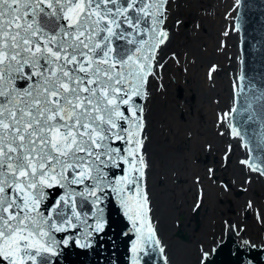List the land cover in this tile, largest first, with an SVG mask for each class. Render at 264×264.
Instances as JSON below:
<instances>
[{
  "label": "snow or ice",
  "instance_id": "6c2138e0",
  "mask_svg": "<svg viewBox=\"0 0 264 264\" xmlns=\"http://www.w3.org/2000/svg\"><path fill=\"white\" fill-rule=\"evenodd\" d=\"M167 4L0 0V264H54L71 239L56 234L102 232L111 197L137 233L132 264L160 244L137 99L168 40Z\"/></svg>",
  "mask_w": 264,
  "mask_h": 264
},
{
  "label": "rangeland",
  "instance_id": "374dc122",
  "mask_svg": "<svg viewBox=\"0 0 264 264\" xmlns=\"http://www.w3.org/2000/svg\"><path fill=\"white\" fill-rule=\"evenodd\" d=\"M173 1L144 109L145 187L169 264H200L228 223L246 240L262 238L264 179L242 163L245 149L227 124L240 65L236 14L232 26L216 25L219 0Z\"/></svg>",
  "mask_w": 264,
  "mask_h": 264
},
{
  "label": "water",
  "instance_id": "95a60500",
  "mask_svg": "<svg viewBox=\"0 0 264 264\" xmlns=\"http://www.w3.org/2000/svg\"><path fill=\"white\" fill-rule=\"evenodd\" d=\"M235 27L240 37V65L227 124L231 136L240 138L242 147L246 150V157L242 160L247 161L248 166L252 163L264 167V0H238ZM165 30L169 39V29ZM146 97L137 99V103L143 108ZM233 127L239 130V136L232 134ZM256 172L264 178L259 171ZM146 173L147 168L143 178L145 191ZM117 174H120L119 171ZM104 209L106 223L102 232L93 233L86 239L84 234L87 226L80 225L78 229L56 234L61 241L69 237L71 239L67 245H62L59 256L54 258V264H132L135 255L132 246L137 238L132 221L125 215L115 197L105 202ZM91 216L90 212L88 224H93ZM151 223L156 239L160 241L152 219ZM245 241L248 243L245 244ZM81 243H88L90 246L81 248ZM161 247V242L159 245L149 242V254L140 253V264H165V261L169 264L165 252H160ZM212 250V256L205 251L201 264H264V243L256 246L249 240H242L230 224L226 226L223 241Z\"/></svg>",
  "mask_w": 264,
  "mask_h": 264
},
{
  "label": "bare ground",
  "instance_id": "6f19581e",
  "mask_svg": "<svg viewBox=\"0 0 264 264\" xmlns=\"http://www.w3.org/2000/svg\"><path fill=\"white\" fill-rule=\"evenodd\" d=\"M173 0H170L169 1V3H168V5H167V13H166V15L168 16L169 14H170V16L171 17H173V15H174V13H175V7H173ZM236 5H237V1L236 0H219V2H218V5H216V7H215V17H213V23H215L216 25L217 24H222V23H224V24H226V25H231L232 26V23H233V17H234V14H236ZM177 9V8H176ZM229 15H231L232 16V18H231V20H229V18H228V16ZM219 22V23H218ZM168 28L169 30H172V18L169 20V19H167L166 20V22H165V28ZM235 29H236V27H235ZM227 32V31H226ZM164 46L165 45H162L161 46V51H158V53H157V62H156V65L158 64L159 65V61H160V56H161V53H162V51H163V49H164ZM181 54H182V52H180ZM239 60H240V52H239V50H238V48H237V51H236V65L239 63ZM162 61H163V64L165 63V64H168V62H167V60H165L164 59V57H163V59H162ZM238 66V65H237ZM156 67V66H155ZM237 71H238V67H237ZM170 79V77H168L167 76V81ZM151 81H152V76H150V78H149V86H148V89H149V87H150V83H151ZM148 89H147V92H148ZM156 91L154 92V95H156ZM147 99V98H146ZM230 99H231V101H230V106H231V104H232V95L230 94ZM146 101H145V104H144V109H145V107H146ZM208 110L210 111V116H209V118L210 119H214V122L216 123V124H220L221 123V121H220V118H219V115H218V112H217V110H215V109H213L214 110V113H212V110H210L209 108H208ZM145 114V113H144ZM169 125H170V122H167ZM172 123V122H171ZM146 129V128H145ZM231 133V132H230ZM239 139V141H240V138H238ZM240 143H241V141H240ZM242 145V144H241ZM245 152H246V150H245ZM144 153V152H143ZM145 156V155H144ZM245 165H247L246 163H244ZM248 166V165H247ZM254 172H256V171H254ZM261 176V175H260ZM262 177V176H261ZM263 178V177H262ZM264 179V178H263ZM146 185V184H145ZM151 209V208H150ZM152 219V218H151ZM154 223V222H153ZM228 224H230V225H232L233 226V224L232 223H228ZM228 224H226V226L228 225ZM155 225V224H154ZM233 228H234V230H235V227L233 226ZM237 230V229H236ZM225 232H226V227H225ZM238 233V232H237ZM239 234V233H238ZM223 235H224V231L223 230H221V232L219 233V237H218V240H217V244L218 243H220L221 242V240H222V238H223ZM225 236V235H224ZM239 237L243 240V239H245V238H243V236L242 235H240L239 234ZM261 239L260 240H258V241H253V240H251L250 242H251V244H254V245H256V246H260V245H262L263 243H264V232L261 234ZM241 242V241H240ZM216 244V245H217ZM215 245V246H216ZM219 245V244H218ZM217 245V246H218ZM215 246H213V248L215 247ZM246 246H248V245H246ZM213 253H214V251L212 250V252H208V254H209V256L211 255H213ZM203 261V260H202ZM202 263V262H201ZM200 263V264H201Z\"/></svg>",
  "mask_w": 264,
  "mask_h": 264
}]
</instances>
